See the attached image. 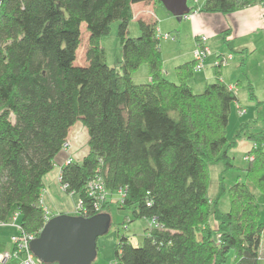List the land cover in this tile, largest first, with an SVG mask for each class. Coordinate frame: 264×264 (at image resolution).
<instances>
[{
	"label": "trees",
	"instance_id": "1",
	"mask_svg": "<svg viewBox=\"0 0 264 264\" xmlns=\"http://www.w3.org/2000/svg\"><path fill=\"white\" fill-rule=\"evenodd\" d=\"M150 2L2 0L0 222L18 213L21 229L39 235L47 219L40 205L43 178L80 121L89 151L80 163L70 159L59 176L65 193L83 205L86 213L79 216L106 213L108 201L98 212L84 189L99 177L109 198L123 192L116 201L132 220L151 222L141 246L120 238L117 264H261L264 218L245 181L264 194V133L245 135L247 125L241 124L227 139L228 116L238 99L221 79V64L201 93L186 83L194 60L175 69L177 83L163 77L154 16L136 20L139 36L129 38L131 6ZM255 4L264 7V0H206L199 12L229 15ZM113 22L118 23V69L107 65L100 46ZM83 24L87 48L85 64L78 65ZM144 65L149 81L135 84L131 77ZM251 93L249 88L253 99ZM242 135L252 159L241 168L245 180L230 186L229 208L222 212L223 174L235 168L228 152ZM216 162L224 171L212 200L209 166Z\"/></svg>",
	"mask_w": 264,
	"mask_h": 264
},
{
	"label": "crops",
	"instance_id": "2",
	"mask_svg": "<svg viewBox=\"0 0 264 264\" xmlns=\"http://www.w3.org/2000/svg\"><path fill=\"white\" fill-rule=\"evenodd\" d=\"M205 1L206 0H191V7L186 3L187 7L190 8V11L196 13L190 18L181 19L184 22L186 21L184 26H182L183 22L180 20V23L176 22L172 24V29L175 31L173 41H177L178 39L179 45H181L179 49H184L185 47L182 42V39H184L183 35H185L187 39L186 50L184 52L177 50L176 55L173 57L174 75L175 69L178 68V66L184 63H189L193 60L192 51L195 47L196 41L200 36H205L207 38L206 45L211 55L205 60V67L203 70L193 72L191 77L186 81L187 85L191 87L193 91L195 90L196 93H201L205 87L204 85L211 84L215 81V68L221 64L219 70L221 79L223 83L230 88H234L235 96H237L235 88H245L246 85V94L249 96L248 90L251 88L253 99H251L250 96L249 98L259 105V101L256 99L258 98V95L257 97L254 95V93L256 94V91L253 90V86L256 85L255 83H257L258 80H264V7L255 4L254 6L232 12V14L229 15L205 14L199 12V9H201ZM161 9L163 8L157 6L156 0H152L150 3L132 5L131 11L133 17L131 22L133 27L135 28V25L137 24L136 20L139 18L147 19L148 17L155 16L156 10L160 11L159 15L161 18L170 20L169 15L171 14L169 12L167 13L165 9H163L164 12ZM182 29L184 33L181 31ZM158 31L159 29L157 28V32ZM224 32H227L225 43L221 41ZM162 66V75L165 77L170 72L166 71V68L163 65V58ZM144 70H146L145 82H148L149 78L147 69ZM134 75L136 74L133 73L131 77L133 82L135 78L137 79V76H139V79H142L141 75H137L135 78ZM243 83H245V85ZM237 106L244 109L239 99L236 105L233 106L236 112ZM244 111L246 110L244 109ZM241 124L251 125V122H240L239 126ZM85 130L86 128L82 126L80 121L74 125L68 135L69 147L66 152L61 151L53 160V169L56 171V176L50 177V173H48L43 178L44 189L41 193V206L45 210L47 219L63 214L60 212L48 216V209L46 206L49 205L50 202H53V198L56 196V180L59 181L60 168L65 165V162H67L68 159L80 163L81 159L88 153L89 149L86 152H82L85 143L88 140L87 136V139L84 137ZM62 208L63 207L61 206L60 209ZM64 215L68 216L66 213Z\"/></svg>",
	"mask_w": 264,
	"mask_h": 264
},
{
	"label": "rangeland",
	"instance_id": "3",
	"mask_svg": "<svg viewBox=\"0 0 264 264\" xmlns=\"http://www.w3.org/2000/svg\"><path fill=\"white\" fill-rule=\"evenodd\" d=\"M188 6L191 7V0H188L186 2ZM157 6L159 8L162 5L159 3L158 0H156ZM163 11V9H161ZM166 10V9H165ZM160 11L156 10L154 18L157 23L158 31V37H159V43L161 48V55L163 58V65L166 68V71L170 72L165 77L173 82L177 83L176 76L174 75V56L177 53V50H180L184 52L186 50L187 45V39L185 35H183L184 39L183 45L185 46L184 49H179L181 45H179L178 39L177 41H173V36L175 34V31L172 29L173 23H180L177 18L175 19L172 15H169L170 20L161 18L159 15ZM164 12V11H163ZM168 13V12H167ZM175 21V22H174ZM182 23V26H184L183 20H180ZM137 23V22H136ZM128 28L129 38L131 37H137L139 36L138 32V26L135 25V28L133 27L132 22L130 23ZM117 28L118 23L113 22V24L110 26V30L107 36L103 37L100 41V46L104 48L105 51V57H106V63L109 67H118V62L121 59L120 56V48L118 45V38H117ZM80 44L79 49L76 53V63L78 65H84V53L86 51V45H87V39L88 35L86 31L85 24H83L80 28ZM183 33V29L181 30ZM170 32V33H169ZM169 33V34H167ZM165 35H168L166 37ZM182 37V38H183ZM211 55V53H210ZM205 63V62H204ZM205 67V66H204ZM118 69V68H117ZM147 67L141 66L138 71L134 72L136 75H141L142 79H139V76H137V79H134L135 83H144L145 77H146V70ZM245 85V83H243ZM253 90L256 91V94L258 95L257 101H259V105L255 103L254 101L250 100L249 96L246 94L247 86L245 85V88H235L236 95L238 96V99L242 105V107L246 110V114L239 115V111L236 112L235 108L232 107V110L228 116V125L226 128L227 131V139L231 140L234 135L237 133V128L240 124V122H251V125L248 124L246 127L243 128L244 134L246 135L251 130L252 132L259 133L260 131L264 133V80L260 79L255 83ZM196 94V91H193ZM247 95V96H246ZM238 114V115H237ZM245 115V116H243ZM242 118H239V117ZM87 133L85 130L84 137L87 139ZM245 137L242 135L237 140V144L235 148H231L229 153V156L231 157V164L235 167L234 169H229L228 172L224 173V180H223V186L225 187V192L218 201V209L222 212H227L229 208V198H228V190L232 184L239 178L242 180H245V175L243 174V171L241 168H244L246 166V161L244 160V156H252L248 151L250 149V143L248 141L244 140ZM83 142V141H82ZM253 146V145H252ZM69 147V146H68ZM87 147V141L85 143V147L82 152L88 151ZM66 152V150L64 151ZM56 161V160H55ZM237 168V169H236ZM224 171V165H222L219 162H216V164H210L209 166V190H208V196L210 199L215 200V197L217 196V192L219 189V180H220V174ZM50 177L56 176V171L52 168V170L49 172ZM57 183V190L55 192V197L53 198V202H50L49 205H45L48 209V216L52 215L54 213H60L68 214V216H76V208H77V198L74 195H68L64 193L61 189L60 183L56 180ZM246 186L249 187L250 191L253 192L254 196L257 199V206L260 211L261 219L264 218V194L261 195L257 192L255 189V186L250 184L249 181H245ZM120 195L118 192H113L112 195L108 196L107 201L109 204L108 209L106 210V215L109 216V223H108V230L105 234L99 236L96 240V256L93 260L92 264H115L114 260V253H115V246L118 244L121 237L127 238L128 242L131 243V245L138 247L141 246L142 240L145 237L146 230L150 226V220L146 219H140V220H132L131 214L129 212L123 211L119 208L118 204V198ZM61 206L63 207L62 209ZM49 207V208H48ZM60 207V208H59ZM11 234H15V230H12L10 227H4L0 228V252L6 251L10 247L9 237ZM261 253V264H264V253L263 250H260ZM231 262V259H230Z\"/></svg>",
	"mask_w": 264,
	"mask_h": 264
},
{
	"label": "water",
	"instance_id": "4",
	"mask_svg": "<svg viewBox=\"0 0 264 264\" xmlns=\"http://www.w3.org/2000/svg\"><path fill=\"white\" fill-rule=\"evenodd\" d=\"M175 19L190 13L187 0H158ZM109 216H67L50 218L39 235L30 243V250L44 264H92L96 256V240L108 230Z\"/></svg>",
	"mask_w": 264,
	"mask_h": 264
},
{
	"label": "built area",
	"instance_id": "5",
	"mask_svg": "<svg viewBox=\"0 0 264 264\" xmlns=\"http://www.w3.org/2000/svg\"><path fill=\"white\" fill-rule=\"evenodd\" d=\"M1 2L2 0H0V8ZM195 13L196 12H190L189 14H187V16L182 17V19H187L188 17L190 18ZM165 36L168 37V35ZM206 43L207 38L205 36H200L196 41L195 47L192 51L193 60L195 61L194 72H199L203 70L205 66L204 62L210 56V52ZM242 114H244V111L240 110L239 115L242 116ZM68 146L69 142H65L62 145V151L67 150ZM251 159L252 156H244V160L246 162L250 161ZM70 161L71 160L68 159L65 164H69ZM61 189L65 193L66 186H61ZM84 189L85 193H87V195L93 200L95 210L99 212V210L104 205V202L110 195V193L105 189L103 181L101 180V178L95 177L93 178V180L88 181ZM118 192L120 194L123 193L121 191ZM76 205V214L78 216L80 215V213L82 215L86 213L85 210L82 211L83 205L78 199ZM11 219L12 220L8 222H0V228L10 227L12 228V230H15V234H11V236L9 237L10 247L6 249V251L0 252V264H44L37 260V258L30 250V243L37 236L32 233H26L24 230L21 229L20 224L18 222V213H15ZM46 221H48V219H46ZM115 264H117L116 261Z\"/></svg>",
	"mask_w": 264,
	"mask_h": 264
},
{
	"label": "clouds",
	"instance_id": "6",
	"mask_svg": "<svg viewBox=\"0 0 264 264\" xmlns=\"http://www.w3.org/2000/svg\"><path fill=\"white\" fill-rule=\"evenodd\" d=\"M190 12H191V11H190ZM49 219H50V218H49ZM49 219H48V220H49ZM46 222H47V221H46Z\"/></svg>",
	"mask_w": 264,
	"mask_h": 264
}]
</instances>
